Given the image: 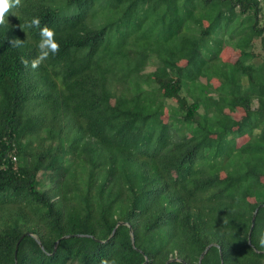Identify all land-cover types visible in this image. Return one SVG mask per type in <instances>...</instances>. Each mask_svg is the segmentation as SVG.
<instances>
[{
	"label": "trees",
	"instance_id": "1",
	"mask_svg": "<svg viewBox=\"0 0 264 264\" xmlns=\"http://www.w3.org/2000/svg\"><path fill=\"white\" fill-rule=\"evenodd\" d=\"M45 26L60 49L33 70ZM261 235L264 0H21L7 13L0 264H200L210 246L201 264H264Z\"/></svg>",
	"mask_w": 264,
	"mask_h": 264
},
{
	"label": "clouds",
	"instance_id": "2",
	"mask_svg": "<svg viewBox=\"0 0 264 264\" xmlns=\"http://www.w3.org/2000/svg\"><path fill=\"white\" fill-rule=\"evenodd\" d=\"M21 5V0H0V26H4L6 24V15L9 13V11L17 6ZM40 19L33 18L31 21L27 24L28 28L32 27H40ZM40 41L38 43V54L35 59L31 61V67L33 70L37 69L38 67L43 64L50 55H56L59 52L60 45L55 39V32L48 28L47 26L43 27L40 31ZM9 43L13 47H20L24 44L23 40H20L19 38L11 39ZM22 63L25 65V67L28 66L29 61L22 58ZM260 246L264 247V235H261L259 240ZM102 264H108L107 261H102Z\"/></svg>",
	"mask_w": 264,
	"mask_h": 264
},
{
	"label": "water",
	"instance_id": "3",
	"mask_svg": "<svg viewBox=\"0 0 264 264\" xmlns=\"http://www.w3.org/2000/svg\"><path fill=\"white\" fill-rule=\"evenodd\" d=\"M258 211H259V209H257V210L255 211V213H254V215H253V218H252V228H251V231H250V237H249V239H250V243H251V233H252L253 228L255 227V224H256V218H257ZM121 224H122V223H119V225H121ZM113 234H114V233H113ZM131 235L133 236V232H132V230H131ZM25 236L35 237L33 233H26V234L22 235L21 239L19 240V242H18V244H17L16 254H15L16 257H17V252H18V249H19V244H20L21 241L25 238ZM77 236H78V237H86L85 235H77ZM70 237H74V236H64V237H62V238L57 242L56 247H57V245L60 243V241H62V240H67V239H69ZM40 245H41V247H43L41 243H40ZM133 245H134V238H133ZM210 248H211V246L208 247V248L204 251V253L202 254V256H201V258H200V264H201V262H202V259H203L204 256L208 253V251H209ZM145 264H147V262H146Z\"/></svg>",
	"mask_w": 264,
	"mask_h": 264
},
{
	"label": "rangeland",
	"instance_id": "4",
	"mask_svg": "<svg viewBox=\"0 0 264 264\" xmlns=\"http://www.w3.org/2000/svg\"><path fill=\"white\" fill-rule=\"evenodd\" d=\"M166 104H167V107L165 109V112H166V115H169L174 112L176 103L175 101L170 100V101H167ZM256 105H257V102L254 103V107H256ZM240 141H242V138L239 139V142Z\"/></svg>",
	"mask_w": 264,
	"mask_h": 264
}]
</instances>
